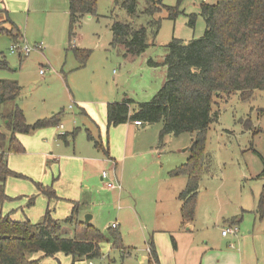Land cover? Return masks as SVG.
Returning a JSON list of instances; mask_svg holds the SVG:
<instances>
[{
    "label": "rangeland",
    "instance_id": "1",
    "mask_svg": "<svg viewBox=\"0 0 264 264\" xmlns=\"http://www.w3.org/2000/svg\"><path fill=\"white\" fill-rule=\"evenodd\" d=\"M162 1L167 6L179 4L183 13L176 20L169 19L166 10L149 17L143 13L147 7L146 1L140 0L139 16L132 18L115 4V0H98L97 16L84 17L76 27L75 38L70 40L69 0H0V29H12V22L23 33V39L18 43L12 41L7 33H0V58L5 57L10 67L0 68V78L17 80L23 86L17 103L24 110L28 124L64 112L60 123L65 129H60V125L59 128L58 125L47 127L51 128L47 131L53 133L52 142L49 143L53 151V145L60 141L58 135L66 133V130L69 133L76 131L74 139L80 150L89 147L93 151L94 142L88 138L87 132L93 125L82 109L92 108L90 102L120 101L126 95L136 102L150 101L161 89L165 74L162 76L161 68H152L148 60L160 59L167 52V45L173 37L189 41L203 35L206 23L200 15L194 28L188 25L187 15L200 13L199 1ZM214 1L209 0V3ZM158 19H161V26L156 31L152 28L153 24L149 25L148 22ZM115 20L131 22L136 28H148L151 45L145 53L136 59H128L111 44L110 27ZM15 44L19 47L29 44L33 51L29 55H20L19 51L13 53L11 47ZM38 44L42 45L41 49L34 48ZM76 46L91 51L85 64L76 58L73 51ZM77 102H84V105ZM15 105L14 102L4 104L2 112L7 114ZM94 106L98 111L100 105L97 103ZM214 108L220 109V118L210 125L206 133L204 149L208 161L199 185L191 232H184L179 213L182 205L179 196L186 186V177L173 175L171 171L191 157L196 133L167 134L161 141L159 135L163 124L158 122L147 126L155 138L154 135L153 138L150 134L147 136L150 137L149 142L155 139V146H160L162 165L161 162L159 166L152 165L151 155L127 159L124 166L119 161L120 175L123 167L125 171L120 183L123 187L126 183L133 186V195L124 192L118 198L104 183L95 179L96 173L93 171L89 174L90 179L83 182L84 187L88 186L90 190L84 189V194L79 197L89 214L95 215L93 224L101 230L107 229L117 218L120 221L119 213L131 212L127 224L130 235H125L123 225L119 230L124 234L125 245H134L135 252L123 258L122 253L105 240L100 243L101 256L92 260H73L72 255L63 252L43 256L38 251L30 257L41 258L48 264H149L146 242L152 230L163 226L178 239L184 259L192 253L185 251L192 237L198 246L205 248L213 243L220 244L224 252L235 251L237 255L251 248L258 254L253 264H264V221L255 215L264 183L259 176L264 163L256 153L264 158V91L256 90L247 99H241L239 93H234L227 100H219ZM0 130L9 134L1 116ZM40 132L33 131L29 136H24L21 142L26 148L25 152H10L8 140L2 142L9 167L17 174L7 180L6 192L10 199L4 202L3 210L10 212L16 220L29 219L32 223L42 221L47 211H51L53 217L64 220L71 210L69 201L51 197L40 187L41 184L43 187L50 186L56 180L46 167L45 157L36 152L27 139L36 140V147H39ZM93 132L98 138V130ZM26 140L28 143H25ZM103 169L111 177L115 173L111 164ZM156 171L160 172L159 176H156ZM132 206L138 218L132 213ZM237 218H241L237 223L240 235L247 237L244 245H239L235 237L222 236V229L228 227L225 219L232 222ZM177 226L180 233L174 231ZM63 235L73 237V226L64 223ZM170 239H163L162 253L165 258L169 257L165 251L166 242L172 246ZM208 240L211 243L204 245ZM229 242L234 243L235 249L230 247ZM141 256L143 259H140Z\"/></svg>",
    "mask_w": 264,
    "mask_h": 264
},
{
    "label": "trees",
    "instance_id": "2",
    "mask_svg": "<svg viewBox=\"0 0 264 264\" xmlns=\"http://www.w3.org/2000/svg\"><path fill=\"white\" fill-rule=\"evenodd\" d=\"M139 1L115 0V4L135 18L139 16ZM145 1L147 7L143 13L149 17L166 10L168 18L176 20L183 13L179 4L167 6L162 0ZM97 4L98 0H69L70 40L75 38L76 27L84 17L97 16ZM198 15L206 23L201 37L189 41L173 37L162 61L148 60L151 66L166 67L163 85L150 101L136 102L126 95L120 101L108 102L106 106L108 129L128 122H140L144 126L161 122V141L167 134L196 133L191 157L171 171L173 175L187 178L186 186L179 196L184 224L195 220L199 185L208 161L204 149L206 133L210 125L220 118V109L214 107L219 100H227L234 93H239L241 99H247L256 90L264 91V0L202 2L199 14L187 15L189 26L195 27ZM151 23L156 31L160 29L161 19L148 22L149 25ZM11 24L12 29H0V33H7L12 41L18 43L23 39V33L14 23ZM110 28L111 44L120 49L125 58L136 59L151 45L146 26L136 28L131 22L115 20ZM73 51L81 64L87 62L91 52L80 47H73ZM2 67L10 68L5 57L0 58ZM22 91L23 86L17 80L0 78V116L9 132L6 134L0 130V264H48L41 258L30 257L38 251L43 256L63 252L72 255L73 260H92L101 256L100 243L105 240L119 250L123 258L131 256L136 249L125 245L119 229L109 228L104 233L93 224L81 221L77 203L64 220L53 217L51 211H47L38 223H32L29 219L16 220L10 212H4V202L10 199L6 192L7 180L17 174L9 167L2 142L8 140L10 152H25L26 148L17 134L59 125L64 113L62 111L28 124L24 110L17 103ZM8 102L16 105L4 114L2 107ZM87 132L95 148L109 156V146H104L100 137H94L89 130ZM75 133L61 134L60 138L68 143V137L74 138ZM256 153L264 163L263 156ZM259 176L264 180V168ZM40 187L49 196L57 198L52 185L43 187L41 184ZM255 215L264 221V183ZM240 221L241 218H237L232 225ZM64 223L73 226V237L63 235ZM148 244L152 254L149 264H160L153 238L150 237ZM173 244L176 246L175 239Z\"/></svg>",
    "mask_w": 264,
    "mask_h": 264
},
{
    "label": "crops",
    "instance_id": "3",
    "mask_svg": "<svg viewBox=\"0 0 264 264\" xmlns=\"http://www.w3.org/2000/svg\"><path fill=\"white\" fill-rule=\"evenodd\" d=\"M195 1H199L200 4L202 3L200 0H195ZM207 2L209 3V0ZM164 55H162L160 59L155 60V61L157 62L162 61L164 58ZM151 67L155 68V70L157 68H161V72H162L161 74L162 76H164L165 74V78H166V67L164 66H151ZM108 101L109 100L96 101L95 103L90 102V104L93 106L98 103L100 105L99 110L97 111L96 107L92 106V108H88L87 110L82 109V113L85 114L90 124L93 125L92 129H87V130H89L92 134L94 133L93 131L98 130V136L101 138L103 145L109 146V154H110L109 156L106 155L103 151L95 148V146H94L95 149L93 151H90L89 147L85 148V150H80L74 138L68 137V143L60 138V135L64 134V132L58 135L60 141H58L56 145H53V147L55 148V150L53 151L49 145V143L52 142L51 136L53 135V133H51L52 131H47L51 129L47 127L36 130V132L41 131L40 132L41 140L39 139L40 140L39 147H36V143L34 142L36 140H33L32 138H27L29 139L28 141L32 143V145L36 148L35 151L41 154L43 158L45 157V160H47L46 167L47 168L49 167V169L52 171L53 177L56 178L52 186L53 188H55L53 190L55 191L57 197L60 199L69 201L71 203V208H70L71 210L74 204L77 203L79 206V219L84 222H85V215L90 212L87 211V207H84L82 201L79 200V197H81V195L84 194L83 193L84 189L90 190L88 186L84 187L83 185V182L85 180L90 179L89 178L90 172L94 171L96 173L95 179L98 182L100 181L104 183V185L106 186L105 181L102 178V171L105 170L103 169V167H106L108 164L113 165V168L115 171L112 177L110 175L109 179H112L113 181L120 183L123 181L125 171L123 167L122 175H120L119 168L125 165V162L127 161V159H134V158L138 159V158H143L145 155H151L152 157H151L150 163L152 165L159 166L158 164L161 162V155H160L161 151H159L160 146H155L156 145L155 139L154 140L152 139V141L149 142L150 137L147 136V134H150L152 138L154 134L153 133L151 134L149 132V129L147 126H144L140 122L139 123L138 122H128V123L121 124L118 126H113L108 129L107 111H106V106H107ZM109 102H112V101H109ZM80 103H83L84 105V102H80ZM61 124L62 123L59 124L60 129H65L63 124H62L63 128H61ZM59 125H58V128H59ZM141 127H143L144 129H141ZM31 133H28V134H31ZM66 133H69V131L66 130ZM22 134L23 133H19V135L18 134L17 135L18 137H20L19 138L20 140L24 141L23 139L24 136H29V135L28 134L22 135ZM49 137L51 138L49 139ZM154 138H155V135H154ZM25 143H28L27 140L25 141ZM61 144H62V148H61ZM83 153L88 156L84 157L82 155ZM119 161L122 164L120 167H119ZM161 165H162V162H161ZM159 175H160V172L158 171L156 176H159ZM45 179H47V177ZM186 183H187V178H186ZM125 187L122 186L121 190H118V189H109V190L115 193L118 198H121L124 192L129 193L131 195L134 194L133 186L126 183ZM132 208H133L132 213H134L135 217L138 218L139 216L136 213L135 207L132 206ZM129 214H131V212L119 213L120 221L118 218L114 221L115 223L118 224V226L116 227L117 229H121L123 225L127 233L125 235H130L127 232V224H128V221H130ZM225 220L228 221L227 222L228 226L230 224L232 225L233 221L231 222L230 220H227V219ZM94 221H95V215H92V219L87 223L93 224ZM180 222H181V226L185 229L184 232L188 233L193 230L194 222H187L185 224L182 223L183 221H182L181 213H180ZM138 224H139V219H138ZM109 228H112V224L107 226V229H102V231L104 233H107ZM174 231L176 233L181 232V230L179 229V226H177ZM150 237L153 238L155 242V247H156L159 259H160V264H196L197 259H198L197 264H253L254 258L256 257L257 259L258 257V254L256 253V251L254 253L251 248L244 251L242 255H237L235 251L227 250L224 252L220 244L213 243L211 246H205L204 248L203 246L202 247L200 245L198 246L197 242L195 241L196 239L191 237L189 241V246H185V251L190 250V252L192 253L188 255L187 259H184L183 258L184 253H183L181 245L178 243V239H176V237L171 233V230H168V228H165L163 226L156 228L155 230H152ZM150 237L148 238L146 242L147 250L149 252L148 254L150 256L149 259L152 257L149 244H148ZM165 237L171 238L170 240L173 246V247L170 246L168 242H166L165 244V251L169 255L168 258H165L162 253L163 251L162 243ZM223 237L224 238L235 237L234 240H237V243L239 245L240 244L244 245L247 239L246 236L244 235L241 236L240 233L234 236H223ZM123 239H124V234H123ZM173 239H175L176 246H174L173 244ZM209 243H211L210 240H208L206 243L204 242V245L205 244L209 245ZM229 244L231 248L235 249L234 243L229 242ZM126 246L135 247L134 245H126ZM239 251L240 250H238V252ZM199 253H202V254L200 255ZM140 259H143V257L141 256Z\"/></svg>",
    "mask_w": 264,
    "mask_h": 264
},
{
    "label": "built area",
    "instance_id": "4",
    "mask_svg": "<svg viewBox=\"0 0 264 264\" xmlns=\"http://www.w3.org/2000/svg\"><path fill=\"white\" fill-rule=\"evenodd\" d=\"M201 2H207L208 0H200ZM18 44H15L11 47V51L12 52H17L19 51V53L21 55H29L31 53V51H33V47H31L29 44H25L22 47L17 46ZM34 48H42L41 44L36 45V47ZM43 72V71H42ZM139 123V122H138ZM61 128H63V125L61 124ZM102 178L105 181L106 187L108 189H118L121 190L122 189V185L119 182H115L110 178V174L104 170L102 171ZM118 226L117 223H112V228H116ZM240 229L238 227V225H229L226 228L222 229V234L223 236H234L237 235L239 233ZM92 264V263H91Z\"/></svg>",
    "mask_w": 264,
    "mask_h": 264
},
{
    "label": "water",
    "instance_id": "5",
    "mask_svg": "<svg viewBox=\"0 0 264 264\" xmlns=\"http://www.w3.org/2000/svg\"><path fill=\"white\" fill-rule=\"evenodd\" d=\"M92 219V215L91 214H86L85 215V222L87 223V222H89L90 220Z\"/></svg>",
    "mask_w": 264,
    "mask_h": 264
}]
</instances>
